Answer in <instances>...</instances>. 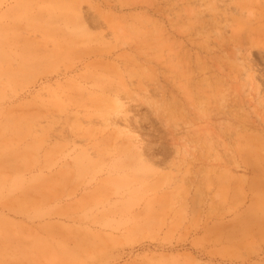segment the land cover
Listing matches in <instances>:
<instances>
[{"label":"rangeland","instance_id":"374dc122","mask_svg":"<svg viewBox=\"0 0 264 264\" xmlns=\"http://www.w3.org/2000/svg\"><path fill=\"white\" fill-rule=\"evenodd\" d=\"M261 189L264 0H0V264H264Z\"/></svg>","mask_w":264,"mask_h":264},{"label":"bare ground","instance_id":"6f19581e","mask_svg":"<svg viewBox=\"0 0 264 264\" xmlns=\"http://www.w3.org/2000/svg\"><path fill=\"white\" fill-rule=\"evenodd\" d=\"M216 33H217V32H216ZM259 191H261V192H259L260 194L264 195V189H261V190H259ZM64 253L66 254L67 252L64 250Z\"/></svg>","mask_w":264,"mask_h":264}]
</instances>
